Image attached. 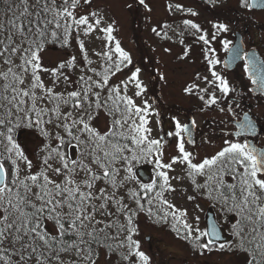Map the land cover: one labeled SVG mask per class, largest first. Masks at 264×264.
Returning a JSON list of instances; mask_svg holds the SVG:
<instances>
[{
	"label": "snow or ice",
	"instance_id": "6c2138e0",
	"mask_svg": "<svg viewBox=\"0 0 264 264\" xmlns=\"http://www.w3.org/2000/svg\"><path fill=\"white\" fill-rule=\"evenodd\" d=\"M138 2L148 7L145 0ZM83 3L89 4L91 0H83ZM241 5L248 9L264 8V0H241ZM80 6L81 0H35L33 5L29 0H20L6 26L0 24V58L7 65L6 70L0 71V264H64L62 254L69 252H75L79 258L77 264H96L92 246L102 240L116 241V248L126 249L122 259L128 264H151L150 257L141 250L140 241L134 239L138 234L135 218L141 212L155 217L157 222L167 223L171 217L177 232L180 229L176 226L182 225L185 240L191 239L201 250H210L212 239L200 241L203 237L218 236L215 226L211 232L194 229L187 222V212L165 199L164 194L175 189L164 169L171 170L177 163L186 166L187 175L198 191L203 189L210 199L217 200L227 206L228 212L239 216V221L232 225L233 234L240 241L238 247L250 253L249 264H264V149L258 150L246 139H241L254 128L248 114L244 113L243 120L237 121L238 130L232 134L237 139H226L218 152L199 162H194L193 154L185 149L183 134L191 135L190 125L173 118L175 131L167 135L175 136L179 155L172 157L169 163L162 162L163 144L159 139L150 138L151 105L147 101L138 105L126 94L128 85L134 83L135 96L143 95L141 70L134 68L127 80L110 84L112 76L132 65L131 55L116 39L114 23H105L95 11L78 15ZM181 7L176 5L177 10ZM184 23L202 33L199 40L210 45L208 34L202 32L198 24L191 20ZM213 28L216 32L228 31V26L223 23H216ZM95 32L104 37L105 50L95 53L103 61L101 70L91 67L84 40H79V49L93 75H81L77 89L66 95L56 92V83L69 82L64 70L74 68L76 58L61 62L56 68H44L41 52L45 45L49 42L68 45L73 33L88 37ZM153 32L157 30L154 28ZM215 38L216 33L212 36ZM230 44L231 41H224L226 52L230 50ZM206 51L214 52V49L209 47ZM243 58L252 63L246 54ZM207 62L213 68L220 63L210 56ZM245 68L248 69L247 64ZM42 72H50L52 87L45 85ZM211 74V83L216 84L223 98H227L234 88L215 70ZM249 76L253 84L264 89V69L259 79L251 71ZM194 87L189 86L185 91L191 94ZM200 91L207 92V89ZM199 98L209 107L219 104L215 93L207 100L204 95ZM41 101L52 107L43 106ZM65 106L72 110L62 111ZM101 108L112 117L108 129L103 132L92 125L94 110ZM219 110L223 112L225 108ZM228 111H232L230 105ZM54 122L68 139L57 133L56 145H45L42 162L37 166L38 170L33 171V162L16 142L14 131L21 126H35L45 138L51 139L44 125ZM191 123L194 125L195 121ZM72 142L81 149L79 160L70 159L65 151ZM153 155L156 156L155 167L160 169L156 176L162 182L140 183L139 191L130 190L129 197L135 207L124 203L122 197L117 199L115 192L119 186L124 181L136 179L133 162L147 161ZM122 168L127 175L118 180ZM50 172L59 179H53ZM81 173L84 178L77 180ZM197 176L204 177L203 184L196 183ZM100 180L107 182L113 191L108 193L107 188H102L97 195L95 183ZM96 200L101 201L98 206ZM109 203L116 205L117 212L124 216V223L96 219L98 213L112 215L106 211ZM48 221L55 224V234L47 229ZM112 228L117 230L115 236L108 234ZM246 236L250 239L246 240ZM245 243L253 247L249 249ZM108 247L112 250L111 245Z\"/></svg>",
	"mask_w": 264,
	"mask_h": 264
},
{
	"label": "rangeland",
	"instance_id": "374dc122",
	"mask_svg": "<svg viewBox=\"0 0 264 264\" xmlns=\"http://www.w3.org/2000/svg\"><path fill=\"white\" fill-rule=\"evenodd\" d=\"M19 3L20 0H0V24L6 26L7 19L11 17L15 5ZM34 3L35 0H29L30 5ZM145 4L148 6L147 8L139 4L138 0H91L89 4H84L81 0L77 14L86 15L95 11L103 17L105 23H114L116 39L131 55L132 65L124 67L123 71L112 76L110 84H120L127 80L134 68L141 70L139 78L145 88L143 95L135 96L134 83L128 85L126 94L135 99L138 105H143L144 101L151 105L152 114L148 117L151 128L150 138L161 140L163 144L162 162L169 163L172 157L179 155L175 136H171L169 139L167 135L168 132L175 131L173 118L185 124L191 116L194 117L198 126L200 139L197 144L190 145L184 136L185 149L193 154L194 162H199L218 152L224 146L226 139L235 140L232 135L233 120L247 108L237 105V101L231 97L222 99L221 103L227 104L225 108L230 105L232 111L225 109L221 112L219 109L224 106L212 105L209 107L204 100L199 98L202 94H198L194 90L191 94L185 91L190 86L187 77L189 76L188 65L191 56L199 53L201 46L205 44L198 38L202 33H198L186 25L184 21L191 20L198 24L202 32L208 34L210 40V45H206L204 49L207 50L210 47L214 49V52L209 53L222 56L225 51L224 41L227 40L224 36H216L215 39H212L213 25L219 21L217 20L218 16L231 19L233 14L230 11L237 9L244 12L247 9L242 7L241 0H145ZM177 4L182 6L181 10L176 9ZM169 5L172 6L171 9ZM220 7L224 8V12L218 15L216 12L219 11ZM193 12L196 15H192ZM243 16L247 19L251 18ZM232 21L233 19L226 21L229 23L227 24L229 32H232L233 27H235ZM154 28L160 33L159 35L157 32H153ZM79 40H84L88 59L92 61L91 67L100 71L103 66L102 59L95 55V53L105 50L104 37L99 32L88 37L73 33L68 45H63L60 42H49L41 52L44 68H56L61 62H67L72 57L76 58V66L64 70L70 78L69 82L65 83L61 80V82L56 83V92H63L66 95L67 92L77 89V81L81 75H93L88 71V65L83 59V54L79 49ZM15 62L20 63L19 59H16ZM214 67L217 69L216 65ZM6 68L7 65L0 58V71L6 70ZM41 78L47 87L53 86V78L50 72H42ZM93 78L96 79V77ZM105 94L106 92L102 94L101 99L104 98ZM215 95L218 100L222 98L220 93H215ZM210 96L211 94H206L205 100ZM232 96L235 95L232 94ZM247 99L249 100L248 97ZM40 103L45 107H52L46 101ZM71 110L68 106L62 108V111L65 112ZM93 116L95 118L92 120V125L101 132L106 131L112 120L107 110L104 108L94 110ZM44 128L49 132L51 139L45 138L40 128L34 126L27 132L22 131L19 142H17L25 155L32 160L33 171H37V166L42 162L45 155V145L47 143L56 145L55 136L57 133L68 139L63 129L56 127L55 122L51 125H44ZM80 152L81 149L75 143L68 147L70 159H81ZM155 159L156 156L153 155L147 161L133 162V171L136 174L135 169L138 164H147L155 177V181L159 184L162 181L158 180L156 176V172L160 169H156ZM55 166L56 164L53 163V167ZM164 171L169 173L170 183L175 189V191L166 192L164 194L165 199L174 204L176 208L187 212V222L194 229H199L201 232L206 231V212L211 209L217 213L218 220L227 227L228 231L233 233L232 225L238 221V216L228 212L227 206L222 205L217 200L210 199L203 189L198 191L192 183V178L187 175L184 164L177 163L171 170L164 169ZM49 175L53 179H59L51 172ZM125 175L127 173L122 168L118 180H122ZM83 178V173L77 176V180ZM228 179L231 182L230 178ZM140 183L142 182L137 176L135 180L124 181L115 192L116 198L122 197L124 203L135 207L134 201L129 197V191H139ZM196 183L203 184L204 177L197 176ZM102 188H107L108 193L113 191L107 182L100 180L95 183L94 192L99 195V190ZM189 197H193V199H189ZM95 203L98 206L101 201L96 200ZM145 206L147 207L146 201ZM106 211L111 212L112 215L107 216L98 213L96 219L106 223L117 221L124 223V216L117 212L115 204L109 203ZM135 222L138 225V234L134 236V239L140 241L141 250L150 257L151 264H248L251 257L248 251L238 247L240 241L236 236L232 241L221 246H210V250H201L192 244V240L183 238L182 225L176 226L180 229L179 232L174 229L171 217L167 223L157 222L155 217H149L146 212H141L135 218ZM47 225L50 231L56 232V226L53 222L48 221ZM108 234L115 236L117 230L115 228L109 229ZM148 235H151L150 240L146 238ZM204 238L205 241L207 240L206 237H203L201 243H203ZM247 239L250 237L246 236ZM108 245L112 246V250L109 249ZM115 245L116 241L112 240H102L100 244H93L96 264H128L122 259L126 249H118ZM247 246L253 247L245 243V247ZM62 259L64 264H77L79 261L75 252L62 254ZM80 264H84V262H80Z\"/></svg>",
	"mask_w": 264,
	"mask_h": 264
},
{
	"label": "flooded vegetation",
	"instance_id": "af4514ba",
	"mask_svg": "<svg viewBox=\"0 0 264 264\" xmlns=\"http://www.w3.org/2000/svg\"><path fill=\"white\" fill-rule=\"evenodd\" d=\"M246 9L247 11L244 12H240L237 9H235V11H230V13L233 14V18H231L233 19L232 23L235 25V27L232 29V32H216V30L213 28L214 31L211 33L212 36L213 33H216L217 37L224 36L227 41H231L230 48L236 43L243 45L241 49L242 52H240L239 55L236 54L235 56L236 60L231 63H226L229 51H224L222 56L218 54L214 55L204 49L206 48V45H202L200 52L191 56V61L188 65L189 76L187 77V80L189 81L190 86H196L193 89L196 93L205 96L206 94L220 93L217 90L216 84L211 83L213 81L211 74L212 70H215L225 79H227L229 85L234 88V91L230 93L227 98L232 97L233 100L237 101V105H242L247 108L246 111L233 120L234 129L232 134L238 130L236 127L237 121L242 120L244 118V113H247L254 128L252 132H246L243 134L241 139H246L248 143L255 145L257 148L264 149V89H261L259 84H253L252 79L249 76V71H251L256 76V78L259 79L262 69H264V8L258 10L253 8ZM222 12H224V8L220 7L219 11L216 13L219 15ZM243 15L251 18L247 19ZM256 17L259 18V20H257ZM231 19L218 16L217 20L219 21L216 22L227 25L229 23L226 21ZM245 54L252 61L251 64H249L248 60L243 58ZM209 56L220 61V63L216 65L217 69L208 64L207 58ZM246 64L248 65L247 70L245 68ZM200 89H207V92H201ZM220 94L222 95V93ZM232 94L235 96H232ZM227 98H223L222 95V98H219V104L217 107H219V105L224 106V108L227 107L226 103H221L222 99ZM214 107L216 108V106ZM191 117H189V120L192 119ZM169 139H171V136H169ZM199 139L198 126L196 124L195 144H197ZM235 139L237 138L235 137ZM236 222L238 221H235V223ZM220 223L223 225L222 222ZM247 248L251 249L252 247ZM250 260L251 257L249 262Z\"/></svg>",
	"mask_w": 264,
	"mask_h": 264
},
{
	"label": "water",
	"instance_id": "95a60500",
	"mask_svg": "<svg viewBox=\"0 0 264 264\" xmlns=\"http://www.w3.org/2000/svg\"><path fill=\"white\" fill-rule=\"evenodd\" d=\"M255 8H260V7H255ZM242 46L243 45H241L240 43H236L233 47H231V49L229 51V54L227 56V59H226V63H231V62H234L236 60L235 56H236L237 53L242 52L241 51ZM189 125H190L191 135H189L188 133H186V135H187L189 141L192 144H194L195 143V126L192 125V123H189ZM137 173H138L139 177L143 181L148 182L150 180L151 171H150L148 166L139 167L138 170H137ZM206 223H207V231L208 232L212 231L213 226H215V228H216V230L218 232V236H216V237H208L209 239H212L213 242H215V241H221L222 242V241H226V240L230 239L225 234L223 228L217 222L215 214H214V212L211 209L207 212ZM150 238H151L150 236L147 237V239H150Z\"/></svg>",
	"mask_w": 264,
	"mask_h": 264
},
{
	"label": "trees",
	"instance_id": "16d2710c",
	"mask_svg": "<svg viewBox=\"0 0 264 264\" xmlns=\"http://www.w3.org/2000/svg\"><path fill=\"white\" fill-rule=\"evenodd\" d=\"M33 128H34V126H33V127L21 126V127L17 128V129H15V131H14V138H15V140L18 141L17 134H18V132H19L20 130H22V129H27V130H29V129H33ZM66 140H67V139H66ZM74 143H75V142H72V143L68 144V145L66 146V148H65V151H66L68 157H69L68 147L71 146V145H73ZM134 162L136 163V161H134ZM157 190H159V188H157ZM46 227H47V229H48L47 222H46ZM48 230H49V229H48ZM49 231H50V230H49ZM50 232H51V231H50ZM51 233H52V234H55V232H51ZM202 242H205V238L203 239ZM192 244H193V242H192Z\"/></svg>",
	"mask_w": 264,
	"mask_h": 264
}]
</instances>
